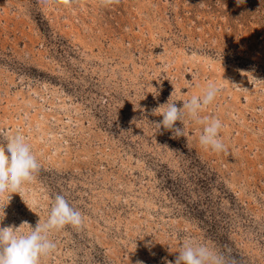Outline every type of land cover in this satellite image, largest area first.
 I'll return each mask as SVG.
<instances>
[{"label": "rangeland", "instance_id": "1", "mask_svg": "<svg viewBox=\"0 0 264 264\" xmlns=\"http://www.w3.org/2000/svg\"><path fill=\"white\" fill-rule=\"evenodd\" d=\"M213 82L225 152L152 124ZM18 137L40 167L0 227L57 195L84 218L41 264H175L190 238L264 264V0H0V150Z\"/></svg>", "mask_w": 264, "mask_h": 264}, {"label": "clouds", "instance_id": "2", "mask_svg": "<svg viewBox=\"0 0 264 264\" xmlns=\"http://www.w3.org/2000/svg\"><path fill=\"white\" fill-rule=\"evenodd\" d=\"M244 2L245 0H237L239 4ZM36 3L39 8L47 10L54 4V0H36ZM220 91L221 88L213 82L203 87L198 95L182 101V107H177L176 101L169 99L153 110L155 115L162 116V120L152 124L156 125L158 130L163 127L172 130L175 136H184V128H177L175 125L177 121L183 125L187 117L202 126L199 143L203 147L218 153L225 152L227 148L221 138L222 121L201 115L204 109L216 100ZM39 167L38 159L26 138L18 137L8 143L6 149L0 150V201L7 197L8 205L11 194H19V190L33 179ZM7 205L0 207V221L5 219ZM83 223L82 212L74 208L64 196L57 195L43 223L39 220L36 226L32 227L28 222H23L21 225H27V231H22L21 225L0 227V264H41V258L48 256L56 248L55 242L50 239L54 231L67 225L79 228ZM175 264H226V260L224 255L213 247L190 238L183 243Z\"/></svg>", "mask_w": 264, "mask_h": 264}]
</instances>
